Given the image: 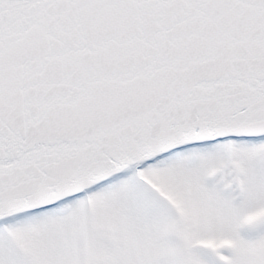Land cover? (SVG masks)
<instances>
[{"label":"snow or ice","instance_id":"snow-or-ice-1","mask_svg":"<svg viewBox=\"0 0 264 264\" xmlns=\"http://www.w3.org/2000/svg\"><path fill=\"white\" fill-rule=\"evenodd\" d=\"M0 264H264V0H0Z\"/></svg>","mask_w":264,"mask_h":264}]
</instances>
